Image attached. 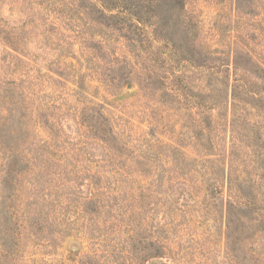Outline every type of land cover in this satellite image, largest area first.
Listing matches in <instances>:
<instances>
[{
    "label": "rangeland",
    "instance_id": "1",
    "mask_svg": "<svg viewBox=\"0 0 264 264\" xmlns=\"http://www.w3.org/2000/svg\"><path fill=\"white\" fill-rule=\"evenodd\" d=\"M185 1L204 65L185 60V44L170 56L156 47L146 65L159 89L145 94L135 79L104 81L114 58L138 62L135 49L86 22L72 0H58L62 13L51 16L48 0H0V232L10 221L50 228L31 240L14 230V254L3 259L0 246V264H145L159 250L173 262L150 264H264V100L231 101L245 79L232 67L237 54L241 64L244 52L264 62V0ZM63 22L68 45L52 36ZM84 36L89 45L104 40L110 59L84 56ZM47 102V112L36 110ZM94 111L101 134L88 121ZM149 131L178 148L165 167L152 155L166 168L155 205L144 198L153 178L145 179V154L152 145L160 153ZM13 172L27 174L17 181ZM57 202L60 216L50 212Z\"/></svg>",
    "mask_w": 264,
    "mask_h": 264
},
{
    "label": "trees",
    "instance_id": "2",
    "mask_svg": "<svg viewBox=\"0 0 264 264\" xmlns=\"http://www.w3.org/2000/svg\"><path fill=\"white\" fill-rule=\"evenodd\" d=\"M57 2L58 0H48L46 11L49 16H51V14L53 13H62L61 10L63 9H59V7H56ZM69 4L74 8L73 11L75 13L81 11L82 15L86 19V22L89 21L92 25H94V27H103L101 29L120 33L122 35V38L127 40L129 46L135 49V56L138 58V62H130L127 59L114 58L116 60V66L114 65L108 70L112 72L113 75L105 76L103 74H100L104 76V81L108 83V86H112V88L117 85L120 86L124 82L128 84L132 79H135L138 80L140 89L142 91L146 90L145 94H150V92L155 91L157 92V89H159L157 87L158 82L155 75L152 73V70H149L146 64L150 61L149 57H152L155 54L156 51L154 48L159 46H164V48H167L169 52L165 53V55L167 54V56H170L175 51L178 44H185L186 46L190 47L189 49L187 48L186 54V58H189L185 60L198 64V67H202L204 65V62L200 63L199 60L195 58L196 50L193 49V42L197 36L196 25L194 24L193 19L187 13L185 0H72V2ZM62 5L63 7L68 6L65 3ZM63 24L64 25H61V28L54 23L55 27L53 28V31H57L59 32V34H53L52 36L54 38H58L63 44L68 45V37L66 36L65 31H63L67 24L65 22H63ZM83 35H85L84 32ZM83 44L85 46L84 56L91 57L90 61H93L94 64H97L98 61L102 62L110 59L108 58L110 55L109 52H106L107 43L104 40L95 45H89V37L86 38L84 36ZM146 55H148L147 59L145 58ZM237 55L239 57V54ZM242 55L245 56H241L243 58V61H246L248 64H241L238 60L239 58L237 57L236 60L233 61L232 67L234 66L236 71H242L245 78H243L244 84L238 86L240 90L233 91L231 101L236 103L237 101L239 102L241 99H243L244 104L248 105L252 102H256L257 104L260 101L264 100V62H255L252 57H248L245 52ZM105 62L103 64L104 66L107 65ZM228 66H230V64ZM116 72H121V76H117L115 74ZM59 75L64 78L67 77L63 71L60 72ZM214 75V73H210L211 77H216ZM252 77L260 80V82L256 81V84L250 83L249 79ZM237 83L240 84V81L237 80ZM260 84L263 86L261 90H252L253 88H251L250 90V86L256 87ZM211 86L215 88V85ZM151 96L153 97V95ZM50 106H52V102H47V104L42 103L36 110L41 114H44L48 111V109H50ZM99 115V111H94L93 115H88V121L92 123L95 119L96 132L101 134L103 130L98 124L100 120H102V118ZM159 119L161 120L160 127L162 128V130H167L168 124L163 122L166 120V117L161 116ZM261 120H264V112L261 115ZM69 121V119L65 121L62 119L61 123L64 126ZM151 132L152 131L148 132L149 138H151L154 144H158L155 147H158V149H160V153H158L155 148L153 150V145L151 142L150 144L152 146H150L148 153L145 154V160L147 161V165H145V179H151L152 173L153 178L149 183L146 184V186H144V198L149 201V204L155 205L156 203H160L161 201V199L159 198L161 191V182L158 181L159 177L164 172H166V168H163L161 166L162 164L159 161L160 157L156 156V158H153L152 155L162 154V157L164 159L163 165L165 167L167 165H171L173 160L171 154L175 153L178 148L175 145H162V141L160 140V138H155ZM205 134L206 132L204 130H198L197 139H201V137H204ZM149 138L148 142L150 140ZM166 160L169 163H166ZM35 165L36 164L32 163V166L34 168L32 167L30 169L31 171L37 169ZM153 170L156 171L153 172ZM40 172H42V170ZM28 173L32 174V172ZM26 174L23 175L22 173L18 174V172H13L12 174H10V177L17 181L18 179H20L21 181ZM211 188V190L218 191V188L214 185L211 186ZM182 197H184L183 201H186V197H188V199L190 200L192 199L191 195L187 193H185ZM10 198V196L5 197V202L8 203V201H10ZM61 207V204H58V202L55 204L53 203L51 204L50 212L54 213V216H60ZM44 211L47 212V208L46 210L42 208L40 215L44 214ZM10 222L12 223V225H10V227L8 228L6 227L3 231L0 232L4 235L0 239V246H2L4 249L2 251L4 252V254L1 255V257L3 256V259L10 260L12 255L14 254V245L17 246L15 244L16 238H13L14 230L23 228V236L30 240V237L36 239L38 236L44 237L46 235L45 228H47V226H43V224L41 223L38 224L28 221L24 223L25 225L19 224L16 226L13 225L15 224L13 221ZM47 229L49 230L50 228L48 227ZM58 238L60 239V237ZM17 242L18 240H16V243ZM161 257H163V259L166 258L172 262L174 260L168 254H163V252L159 250L155 253V255L151 254L150 256H148L145 259V264H150V259L153 260L154 258L157 259Z\"/></svg>",
    "mask_w": 264,
    "mask_h": 264
},
{
    "label": "flooded vegetation",
    "instance_id": "3",
    "mask_svg": "<svg viewBox=\"0 0 264 264\" xmlns=\"http://www.w3.org/2000/svg\"><path fill=\"white\" fill-rule=\"evenodd\" d=\"M160 264H165V263L161 262Z\"/></svg>",
    "mask_w": 264,
    "mask_h": 264
}]
</instances>
